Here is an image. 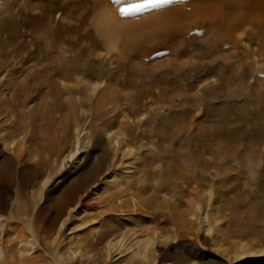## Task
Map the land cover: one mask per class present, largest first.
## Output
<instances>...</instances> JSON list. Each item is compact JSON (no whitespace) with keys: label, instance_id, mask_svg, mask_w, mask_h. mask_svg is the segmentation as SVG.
<instances>
[{"label":"rangeland","instance_id":"1","mask_svg":"<svg viewBox=\"0 0 264 264\" xmlns=\"http://www.w3.org/2000/svg\"><path fill=\"white\" fill-rule=\"evenodd\" d=\"M137 2L0 0V76L9 78L11 68H20L14 86L26 98L24 118L45 109L46 116L32 121L49 124L37 138L46 135L39 139L56 141L58 149L38 154L27 141L32 127L10 136L20 117L12 110L0 115V164L8 161L14 171H0V264H264V252L225 250L221 242L223 221L235 216L230 202L243 190L252 199L261 192L256 182L264 177L263 40H248L241 28L239 44L216 46L210 22L190 23L189 32L128 55L127 31L133 33L138 23L144 32L159 28L150 24L168 6L120 12ZM243 27L253 34L254 25ZM210 47L216 52L203 54ZM229 53L232 58H225ZM11 93L0 80V98ZM24 140L32 155L20 165L17 148ZM202 143L211 150L203 153L205 168L194 158ZM106 146L111 161L98 170ZM143 164L152 176L142 173ZM93 167L96 180L77 189ZM139 196L157 202L145 208ZM222 201L227 208L221 209ZM123 202L127 212L118 208ZM108 229L110 235L99 239Z\"/></svg>","mask_w":264,"mask_h":264},{"label":"bare ground","instance_id":"2","mask_svg":"<svg viewBox=\"0 0 264 264\" xmlns=\"http://www.w3.org/2000/svg\"><path fill=\"white\" fill-rule=\"evenodd\" d=\"M106 13V12H105ZM156 15V14H155ZM158 18H160L159 22H155V23H152L150 24L151 26L153 24H156L159 26V28L157 27V29H154L152 30L153 28H156V27H153L151 28V31L147 30V32H144V30L146 29L145 27L143 28L141 26V28H139V23L138 25L136 26V29L133 30V33H129L127 31L126 34H129V39L126 40V44L123 46V53H129V51L132 52L134 51H139V50H147L148 48H150L151 46L155 45V43H158L159 41H170L171 39L175 38L178 34L180 33H183V32H186L187 31L189 32L191 29V24L194 23L196 25H200V24H208V22H210V24H206L207 27L208 26H214V33H213V44L215 43V45H219L220 42L222 41H227V44L229 42V45L232 44L233 46H235L234 44H239L240 42L237 40V35H236V31L240 30L241 28L243 30L246 31V35H247V39L249 38H252V40L254 41L253 38H255L256 40V36L258 37V39L260 40H263L261 41L260 43V40L259 43L260 44H263L264 45V0H186L185 3L183 4H175V5H168L167 7H165V9L163 8L162 10H160V12L158 11ZM155 17V16H154ZM112 20V19H111ZM188 20V21H186ZM106 23V21H105ZM113 23V22H112ZM191 23V24H190ZM130 24V23H129ZM136 24V23H135ZM147 24V23H146ZM248 25H254L255 29L254 28V32H258L256 33V35L254 34V32L252 31L253 34H247L249 32V29H245V27H243L244 25L247 26ZM148 25V24H147ZM135 26V25H133ZM202 27H204V25H201ZM116 27V26H115ZM118 27V26H117ZM147 27V26H146ZM149 27V25H148ZM197 27V26H196ZM200 27V26H199ZM198 27V28H199ZM250 28V27H249ZM119 29V28H118ZM190 29V30H189ZM241 29V30H242ZM253 29V28H251ZM120 30V29H119ZM112 31V30H111ZM115 31V29H114ZM121 31V30H120ZM123 31V30H122ZM121 31V32H122ZM244 31V32H245ZM248 31V32H247ZM142 32V33H141ZM141 33V34H140ZM147 33V34H146ZM112 35V34H109V36ZM128 36V35H127ZM248 39V40H249ZM251 40V41H252ZM250 41V42H251ZM186 42V41H185ZM247 42V41H246ZM257 42V41H256ZM253 43V42H252ZM258 43V42H257ZM258 43V44H259ZM231 45V46H232ZM262 45V46H263ZM183 46V45H182ZM259 47V45H258ZM261 47V46H260ZM259 47V48H260ZM246 48V47H245ZM263 47H261V51H263ZM179 49V48H178ZM191 49V48H190ZM189 49V50H190ZM217 48H206V50L203 52V54H212ZM252 49V48H251ZM249 49V50H251ZM234 50V49H233ZM232 50V51H233ZM237 50V49H236ZM249 50L247 49L246 51L249 52ZM253 50V49H252ZM251 50V51H252ZM239 51V50H238ZM237 51V53H238ZM241 51V50H240ZM216 52V51H215ZM199 53V52H198ZM230 53H234V52H230ZM230 53L228 54L229 56H225V58L227 57H231ZM241 53V52H239ZM252 53V52H250ZM225 54V53H224ZM243 54V53H242ZM247 54V52H245V55ZM129 55V54H128ZM204 55V56H206ZM240 55V54H239ZM250 55V54H247V56ZM123 56V55H122ZM223 56V55H222ZM233 56H235L233 54ZM243 56V55H242ZM244 58H246L245 56H243ZM1 58V57H0ZM232 58V57H231ZM242 58V59H244ZM2 59V58H1ZM224 59V58H223ZM234 59V58H233ZM241 59V57H240ZM6 60V59H5ZM225 60V59H224ZM1 61V60H0ZM4 61V60H3ZM244 62V60H242ZM211 62V61H210ZM242 62V63H243ZM4 64V63H3ZM8 64V63H7ZM1 66V65H0ZM196 67V66H195ZM198 67V66H197ZM20 68H11L10 69V72L8 73V75H10L11 77L9 78H2L0 76V80L2 81L5 89H9L11 90V95L8 97V96H3L0 98V115L4 114V113H7V111L9 110H12L13 112H16L14 113L15 116H18L20 117L19 119L15 118V122L11 125V128L8 129V134L10 136H15L17 135L19 132H25L28 133L27 131V127L28 126H31L32 127V131L31 133L29 132L27 134V138H28V142H29V145L30 146H36V150H37V153L38 154H42L43 151L45 150V148L49 149L50 152H57L58 149H56V144L55 142L56 141H48V142H45L43 140H40L39 138H44L46 137V135L43 137H38L37 138V132L38 131H41L42 128H45V129H48L49 128V124L47 123L46 125H41L43 126H39L36 122H32L33 120H35L41 113L42 114H45V112L43 110L45 109H42L41 110V113L39 114L38 112L36 113L35 112V115L32 116V120H31V116L30 117H27L26 116V119L24 118L25 115H24V110H23V105H25V100L26 98L23 97L22 98V93H19V90H17V88L14 86L16 84H18L17 82L19 80H17L16 78V73L19 72ZM196 69V68H195ZM234 70V69H233ZM2 72V71H1ZM45 72V71H44ZM64 73L62 70L60 69H57L56 73ZM67 73V72H66ZM1 74V73H0ZM42 73H40V76H41ZM222 74V73H221ZM20 76V75H19ZM63 76V75H62ZM24 78V77H23ZM36 78V77H35ZM47 78V77H46ZM20 79V77H19ZM21 80V79H20ZM43 80H46V79H43ZM50 81V80H49ZM21 82V81H20ZM47 82V80H46ZM54 83V82H53ZM36 84V83H35ZM2 85V84H1ZM56 85V84H54ZM57 86V85H56ZM21 87V86H20ZM55 88V87H54ZM61 88V87H60ZM150 88V87H149ZM2 93V92H1ZM3 95V94H2ZM137 95V94H136ZM57 96V95H56ZM115 96V94L113 95ZM121 97V96H120ZM112 98H116L115 97H110L109 99L113 100ZM132 98V97H131ZM130 101H128L129 103ZM128 105V104H127ZM4 106H7V110H5ZM131 105H129L130 107ZM44 108V107H43ZM134 108V107H133ZM38 110H35V111H40L39 108L37 107ZM135 109L137 110V106H135ZM32 110V109H31ZM102 110V109H101ZM100 110V112H101ZM134 112V111H133ZM132 112V113H133ZM11 113V112H10ZM9 114V113H8ZM41 116H46V115H42ZM24 115V116H23ZM50 115V114H49ZM51 116V115H50ZM100 116V115H99ZM49 117V116H48ZM42 118V117H41ZM50 118V117H49ZM48 118V119H49ZM64 118V117H63ZM66 118V117H65ZM38 119V118H37ZM136 120V119H135ZM138 120V119H137ZM31 123H30V122ZM48 121V120H47ZM51 121V120H50ZM67 121V120H66ZM39 122V121H37ZM41 122V121H40ZM60 122V121H59ZM65 122V121H64ZM135 122V121H134ZM138 122H141L138 121ZM63 123V122H62ZM110 123V122H109ZM69 124V122H68ZM125 124V123H124ZM132 124V123H131ZM130 124V125H131ZM137 124V123H136ZM27 125V127H25ZM135 125V123H134ZM139 125V123H138ZM69 126V125H68ZM107 126V123L105 124V127ZM137 126V125H136ZM25 127V129H24ZM62 127V126H61ZM67 127V125H66ZM65 127V128H66ZM133 127V126H132ZM138 127V126H137ZM136 127V128H137ZM68 128V127H67ZM135 128V127H134ZM62 129V128H61ZM69 129V128H68ZM128 129V127H127ZM21 130V131H20ZM135 130V129H134ZM62 131H66L63 127ZM71 132V130H69ZM94 132V131H93ZM96 132V131H95ZM130 132L131 131V128H130ZM151 132V131H150ZM62 133V132H61ZM67 133V131H66ZM123 133V132H122ZM121 133H118V135H120ZM43 135V133H42ZM68 135V134H66ZM70 135V134H69ZM116 135V134H115ZM122 135V134H121ZM120 135V136H121ZM124 135V134H123ZM61 136V134H60ZM72 136V134L70 135ZM133 136V135H132ZM131 136V138H132ZM136 136V135H135ZM64 137V136H63ZM69 137V136H68ZM67 137V138H68ZM114 137V135H113ZM117 137V140H118V136ZM26 138V137H25ZM26 138V139H27ZM60 138V137H59ZM104 138V137H103ZM124 138V136H123ZM127 138V137H126ZM130 138V137H129ZM58 139V138H57ZM66 139V138H65ZM70 139V138H69ZM119 139H121L119 137ZM136 139V138H135ZM23 140V139H22ZM59 140V139H58ZM64 140V139H62ZM67 140V139H66ZM116 140V141H117ZM122 140V139H121ZM120 140V142H122ZM27 141H23L22 142V145H20L19 148H17V150L20 151V155H17L16 158H17V162L21 165V164H24L26 160L29 159L30 157V154H31V150H30V146L26 145L27 149H28V152L25 153L24 152V149L26 147L25 144L27 143ZM69 141V140H68ZM107 141V140H106ZM115 141V142H116ZM124 141V140H123ZM185 141V140H184ZM118 142V141H117ZM62 143V141H61ZM103 143V142H102ZM106 143V142H105ZM119 143V142H118ZM124 143V142H123ZM117 144V143H116ZM122 144V143H121ZM128 144V143H127ZM199 144V143H198ZM103 145V144H102ZM118 145V144H117ZM202 146H204V144L202 143L201 144ZM120 146V144H119ZM118 146V147H119ZM123 146V145H121ZM164 146V145H163ZM116 147V146H115ZM116 147V148H118ZM109 146H106L105 147V150L104 152L102 153L101 155V159L99 160V162L95 165L97 166L96 168H101L104 169V167L106 166L107 162H109L110 160V157H109ZM120 148V147H119ZM204 148V150H201L199 151L200 149H197L194 153V158L195 160L197 161L198 164H201V166L203 165H207V161L203 158V153L206 152V151H209L210 149L206 146L202 147ZM26 149V150H27ZM182 149V148H181ZM185 149V148H184ZM183 149V150H184ZM120 150V149H119ZM191 150V149H190ZM195 150V149H194ZM193 150V151H194ZM193 151H192V154H193ZM211 151V150H210ZM116 152V151H115ZM117 152H119L117 150ZM191 152V151H190ZM125 153V152H124ZM128 153V151H127ZM132 153V152H131ZM123 155V152L121 153ZM133 154V153H132ZM131 154V155H132ZM190 154V153H189ZM32 155V154H31ZM118 155V154H117ZM177 155V154H176ZM180 155V154H179ZM111 156V155H110ZM124 156V155H123ZM126 156V155H125ZM130 156V155H129ZM117 157V156H116ZM122 157V156H121ZM191 157V156H190ZM123 159V158H122ZM115 160V158H114ZM168 160V159H167ZM111 161V160H110ZM116 161V160H115ZM193 162V161H192ZM113 163V162H112ZM141 163V162H140ZM110 165V164H109ZM117 165V164H116ZM116 165H114L116 167ZM144 165V164H143ZM146 165V164H145ZM143 166L142 168V173H145L147 174L148 176H152L154 174V171L151 170L149 167H147L148 165L146 166ZM94 166V167H95ZM108 166V165H107ZM118 166V165H117ZM93 167V169L88 172L86 175H84L83 177V180L79 183L78 186H75L77 189L79 188H82L88 180H90V178L93 180V178L96 176V172H95V168ZM178 167V166H177ZM209 167V166H208ZM141 168V167H140ZM190 168V167H189ZM205 168V167H204ZM178 169V168H177ZM192 169V167L190 168ZM198 169V167H197ZM1 170H4L8 173H13V168L11 167V164L8 162V161H4L3 163L0 164V171ZM182 170V169H181ZM264 170V168L262 169V171ZM174 171V170H173ZM185 172V171H184ZM2 173V172H1ZM153 173V174H152ZM167 173V172H166ZM170 173V172H169ZM183 173V172H182ZM264 173V172H263ZM168 174V173H167ZM166 174V175H167ZM190 174V173H189ZM142 175V174H141ZM178 175V174H177ZM192 175V174H191ZM202 175V174H200ZM144 176V175H142ZM168 176V175H167ZM175 176V175H174ZM181 177H183L184 175H180ZM194 176V175H193ZM173 177V176H172ZM171 177V178H172ZM181 177H179L180 179H182ZM169 177H167V181H170ZM184 178V177H183ZM261 178V176H260ZM95 179V178H94ZM142 179V178H141ZM166 179V177H165ZM191 179V177H190ZM96 180V179H95ZM172 180V179H171ZM184 180V179H183ZM117 181V180H116ZM137 181V180H136ZM140 181V180H139ZM166 181V183H167ZM174 181V180H172ZM115 182V181H114ZM113 182V183H114ZM176 182V181H175ZM111 183V184H113ZM117 184V182H115ZM138 183V182H137ZM140 183V182H139ZM144 183V182H143ZM142 183V184H143ZM174 183V182H173ZM193 183V182H192ZM250 183V182H249ZM257 185L259 186L261 192H259L258 196L256 197H253L252 198H249L250 196L252 195H244V190L242 191L243 193H240V194H237L236 198L230 202L232 204H230V209H232V213L235 215L234 217H232L230 219V223L233 224V227L230 228L229 230L226 229L227 227L225 226H228L227 223V220L225 222V220L223 221V230L221 231L222 232V235H221V242L223 244L224 249L225 250H238V251H242V253H245V254H249V253H252V254H258V253H261V252H264V177L263 179L259 180L256 182ZM115 184V185H116ZM130 184V183H129ZM141 184V185H142ZM161 184V183H160ZM175 184V183H174ZM122 185V184H121ZM170 185V184H169ZM106 186H110V184L106 185ZM130 186V185H129ZM134 186V184L132 185ZM113 186L110 187V189L112 188ZM117 188H119V184L118 186H116ZM126 187V186H125ZM161 187V186H160ZM249 187V186H248ZM75 188V189H76ZM108 188V187H107ZM114 188V187H113ZM124 188V187H122ZM140 189H142L141 187H139ZM258 188V187H257ZM74 189V188H73ZM121 189V188H120ZM129 189V188H128ZM243 189V188H242ZM112 190V189H111ZM116 190V189H115ZM119 191V189H117ZM116 190V191H117ZM127 190V189H126ZM155 190V189H154ZM231 190V189H230ZM236 190V189H235ZM258 190V189H257ZM73 191V190H72ZM114 191V190H113ZM115 191V192H116ZM125 191V190H124ZM158 191V189H157ZM241 191V190H240ZM263 191V192H262ZM69 192V191H68ZM114 192V193H115ZM120 192V191H119ZM130 192V191H128ZM126 192V193H128ZM133 192V191H132ZM236 192V191H235ZM122 193V191L120 192ZM144 193V192H143ZM224 193V192H223ZM237 193V192H236ZM109 194V193H108ZM112 195H115L113 193H111ZM110 194V195H111ZM117 194V193H116ZM119 194V193H118ZM117 194V196H118ZM124 194V193H123ZM122 194V195H123ZM142 194V193H141ZM153 194V193H152ZM160 194V193H159ZM253 194V193H252ZM120 195V194H119ZM222 195V194H221ZM220 195V196H221ZM228 195V194H227ZM116 196V195H115ZM114 196V198H115ZM160 196V195H158ZM255 196V194H254ZM108 197H110L108 195ZM112 197V196H111ZM110 197V200H113V197L111 199ZM153 197V196H152ZM155 197V195H154ZM154 197L151 198V197H140L139 196V202L142 206L146 205L148 207H145V208H153V204L154 203ZM222 197V196H221ZM226 197V195H225ZM220 198V197H219ZM227 198V197H226ZM190 199V198H189ZM221 199H224L223 197ZM220 199V200H221ZM228 199V198H227ZM230 200H232L231 198H229ZM160 199H158L159 201ZM163 201V200H161ZM155 202H157V200H155ZM165 202V201H164ZM223 202V201H222ZM225 202V201H224ZM222 203L223 205H221V209H225L228 207L227 203ZM229 202V201H228ZM138 203V202H137ZM159 203V202H158ZM158 203L156 205H158ZM161 204V202H160ZM112 205V204H111ZM204 205V204H203ZM118 206V205H117ZM115 206V208L117 207ZM217 206V205H216ZM109 207V206H108ZM136 207V206H135ZM158 207V206H157ZM156 207V208H157ZM114 208V205L113 207ZM119 209H122L124 211L126 210H129L130 209V206H126L125 202L122 203V205L120 204V206H118ZM137 210L138 207H136ZM135 209V210H136ZM155 209V208H154ZM108 210V209H107ZM118 210V209H117ZM148 210V209H147ZM157 210V209H155ZM92 212V211H91ZM127 212V211H126ZM174 212H172L173 214ZM176 214V213H175ZM182 214V213H181ZM96 215V214H95ZM170 215V214H169ZM225 212H222L221 213V218L224 219L225 218ZM183 217V216H181ZM163 218V217H162ZM180 219V218H179ZM183 219V218H182ZM176 221V219H175ZM167 222V221H166ZM169 222V221H168ZM183 222V221H182ZM176 223V222H175ZM226 223V225H225ZM229 223V225H230ZM179 224V223H178ZM182 223H180L179 226H181ZM163 226V225H162ZM178 226V225H177ZM231 227V226H229ZM189 229V228H188ZM222 229V228H221ZM101 232V231H99ZM111 231L108 229V230H103V232L100 234L101 237L99 239H104L106 238V236L110 235ZM99 236V234H98ZM242 238L246 241H244L245 243H242L239 245V243H235L232 239L230 238ZM97 238V236H96ZM242 241V240H241ZM97 245V244H96ZM230 247V249H229ZM264 255V254H263ZM249 256V255H248ZM262 256V255H261ZM23 262V260H22ZM22 262H17V263H22ZM27 261L24 260L23 263H25Z\"/></svg>","mask_w":264,"mask_h":264},{"label":"snow or ice","instance_id":"3","mask_svg":"<svg viewBox=\"0 0 264 264\" xmlns=\"http://www.w3.org/2000/svg\"><path fill=\"white\" fill-rule=\"evenodd\" d=\"M186 0H139V2L128 5L120 9L123 15H129L132 13L144 12L145 10H156L166 5H175L185 3ZM116 3H121V0H116ZM162 55V53H157Z\"/></svg>","mask_w":264,"mask_h":264}]
</instances>
